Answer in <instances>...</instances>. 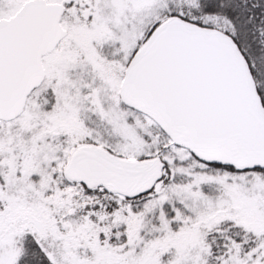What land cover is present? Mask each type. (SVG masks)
Segmentation results:
<instances>
[{"label":"snow or ice","instance_id":"snow-or-ice-1","mask_svg":"<svg viewBox=\"0 0 264 264\" xmlns=\"http://www.w3.org/2000/svg\"><path fill=\"white\" fill-rule=\"evenodd\" d=\"M0 264H264V0H0Z\"/></svg>","mask_w":264,"mask_h":264}]
</instances>
